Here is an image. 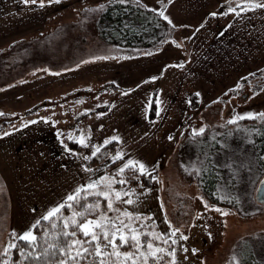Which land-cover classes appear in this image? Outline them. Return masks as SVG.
<instances>
[{"label":"rangeland","instance_id":"374dc122","mask_svg":"<svg viewBox=\"0 0 264 264\" xmlns=\"http://www.w3.org/2000/svg\"><path fill=\"white\" fill-rule=\"evenodd\" d=\"M44 5L47 15L38 3L0 0V133H8L0 135V252L9 242L10 229L17 232L26 229L31 219L42 215L45 208L72 191L81 179L86 183L90 177L106 171L119 179L114 170L120 166V159L113 162L110 157L102 158L91 167L94 172L85 171L88 160L83 156L90 154L92 148L84 146L83 154L70 151L69 132L84 133L89 139L87 126L97 118L96 114L117 108L121 103L124 109V103L133 96L132 91L148 80L145 85L152 84L149 77L160 74L164 62L181 58L177 49L181 42L168 40L156 49L142 52L123 51L108 43L97 26L101 10L85 11L89 1L53 0ZM26 10L31 14H20ZM40 16H44L43 21L39 20ZM27 18L33 22L29 24ZM92 55H110V58L90 60ZM137 57L144 60L142 77L141 62L131 65L132 58ZM82 59L86 63L81 64ZM71 69L80 70L68 73ZM105 70L109 73H104ZM61 72L65 75L59 74ZM130 88L132 91H128ZM248 111L264 112V75L253 77L213 104L204 106L199 101L198 108L189 105L179 134H172L174 146L170 147L168 156L155 165L157 180L150 179L151 186L147 188L135 189L132 204L120 202V209L141 214V222L145 221L149 227L147 233H165L164 238L171 236L164 218L166 213L172 225L188 236L183 240L177 233L173 237L175 244L171 239L168 241L167 247L176 249L177 264H229L233 254L242 264L246 259L264 264V205L255 198L264 169L253 152L249 136L242 129H235L237 125L245 128L247 124L255 127L264 120L245 117L236 124L227 123L234 113ZM45 117L49 119L46 121ZM202 125H206L205 132L193 138L192 128ZM230 128L235 129L234 133L225 137V130ZM208 136L220 147L215 146V142L210 144ZM200 137L207 139L204 154L197 153L193 146ZM97 144L100 143H92ZM69 152L71 154H67ZM68 156L74 161L64 165V174L60 172V165L56 176L51 175L50 163L61 161L63 157L69 159ZM208 157L217 168L221 192L236 188L243 195V211H257L255 215H244L234 208L211 203L198 183L191 179V173L182 167H190L195 162L201 169L203 159ZM76 165L80 166V173ZM145 189L151 191L145 192ZM161 200L164 208L160 206ZM204 201L215 204L227 214L207 208ZM137 226L141 231L145 229L142 224ZM164 238L148 236L162 247ZM193 248L197 251L193 252ZM162 255L163 264H168L171 258Z\"/></svg>","mask_w":264,"mask_h":264},{"label":"crops","instance_id":"0c3cea01","mask_svg":"<svg viewBox=\"0 0 264 264\" xmlns=\"http://www.w3.org/2000/svg\"><path fill=\"white\" fill-rule=\"evenodd\" d=\"M86 1H89V5L85 8L96 7L107 0ZM142 2L148 5L149 9H156L155 12L158 13L164 11L170 17L173 34L171 33L165 43L168 40L181 42L177 45L181 58L177 61L164 62V68L156 76L157 79L150 80L153 81L150 85H145L149 80L145 82L144 89L143 85L142 88H135L131 99L124 103L126 105L124 109L121 103L117 108L96 114L97 118H93L87 130L91 145L95 142L103 144L106 137L118 135L120 140L113 141L117 142V149L126 154L125 159L131 156L155 167L162 157L168 156L170 147L174 146L175 136L172 134L178 135L180 132L191 94L199 92L198 99L201 105L207 106L229 92L238 90L237 84L242 86L253 77L264 75V8L248 9L237 15L235 12H227V8L230 5L243 7L240 0H172L171 3H168V0H142ZM260 2L264 3V0ZM40 8L46 15L48 14L45 5ZM26 11L20 14L26 16L28 12L31 14V11ZM212 12L218 14L211 16ZM43 18L44 16H40L39 20ZM28 19L30 21L28 23L31 24L33 20ZM140 59L132 58L134 63L131 65L136 66L137 62H141L139 71L142 77L145 75V66L144 60ZM75 70L71 69L68 73L73 74ZM78 70L80 69L76 71ZM104 73L109 72L105 70ZM59 74L65 75V72ZM156 92L160 111L156 119L150 121L149 103ZM52 95L50 93V96ZM54 95L58 96L55 93ZM169 135L172 136L171 140L168 138ZM68 157L69 159L65 160L63 157L61 161L57 159L56 163L53 161L50 163L48 169L51 175L56 176L60 165L62 166L60 172L64 174V165L74 161ZM78 167L80 173V166ZM81 181L82 179L77 181L78 183L75 182L76 186L84 183ZM76 186L74 185V188ZM65 196L66 194L59 196L44 211ZM35 219L37 218L31 219L27 225L29 226Z\"/></svg>","mask_w":264,"mask_h":264},{"label":"snow or ice","instance_id":"6c2138e0","mask_svg":"<svg viewBox=\"0 0 264 264\" xmlns=\"http://www.w3.org/2000/svg\"><path fill=\"white\" fill-rule=\"evenodd\" d=\"M53 0H23L24 4H39L41 7L45 3H52ZM110 2H116V0H110ZM120 3H128L129 0H119ZM172 0H168L171 3ZM243 7L239 5L228 6L227 12H235L237 15L241 11L248 9L264 8V3L260 0H240ZM148 7V5H143ZM104 4H98L95 8H86V12H94L103 10ZM156 11V9H153ZM160 16L164 20L172 24V20L164 11L159 12ZM218 13L212 12L211 16H216ZM226 14V13H223ZM175 26V25H173ZM175 43V41H173ZM110 55L89 56L90 60L97 59H109ZM81 64L86 63L85 60L80 61ZM183 66L182 64L180 65ZM79 67V64L76 65ZM67 71V69H65ZM162 75V73H161ZM151 80H156V76L149 77ZM139 87V85H137ZM237 88L241 87L240 84L236 85ZM132 91V89H128ZM196 96H200L197 92ZM219 99V97L217 98ZM105 104L109 103L104 101ZM155 103L159 105V100ZM151 107V102L149 103ZM88 111V110H85ZM159 107L156 108L157 114H159ZM258 118L264 120V112H244L242 114L234 113L227 121V123L236 124V122L242 118ZM47 121V117L43 118ZM35 121H28V123H34ZM21 124V127H24ZM206 125H202L199 128H192L193 138L197 134H203L205 132ZM239 128V125H237ZM15 129H13L14 131ZM247 131V130H246ZM252 132H258V129H252ZM8 133H0V135H7ZM57 135L60 133L58 131ZM90 135V134H89ZM231 135V133H229ZM170 140L172 136L168 137ZM69 140H75L79 144L85 147H91L92 151L88 155H84L85 161L91 160L92 157L97 156L103 145H107L110 141L120 140L118 135L106 137L103 140V144L91 145L84 133L79 135H73L70 131L68 134ZM215 139V136H213ZM251 139V137H249ZM63 142V141H61ZM223 147V142L221 141ZM67 147V145H65ZM113 162L117 159L121 160V164L114 171L119 175L110 174L107 171L100 176L90 177L86 183H80L72 191H69L66 196L51 206L45 213L35 219L26 229L17 232L16 229H10L9 242L4 245L0 256V264H160L164 259L162 254H167L170 257L168 264H177L176 249L167 247L168 241L171 239L172 243L175 244L176 240L173 237L179 233L180 238L187 240L188 236L185 235L179 227L172 225V222L168 220L167 214L165 213V220L169 224L171 236H166L165 233L154 234L148 233L149 235L155 236L156 239H163L162 247L159 244H154L152 239H142L145 235L140 227L135 225L134 219H140L141 214L133 213L128 209H120L115 206L116 201H120L125 204L133 203V196L136 194L134 187H127L130 179L139 180L142 176L147 175L151 180H157L155 175V167L147 165L144 161L128 156L125 159L126 154L121 150L117 149L114 154H108ZM264 159V156L261 157ZM85 171L94 172L93 169L87 165L84 166ZM107 167V165H105ZM185 171L191 172L194 170L195 174H199L201 169L197 163L192 162L191 166H184ZM231 168V164L228 165ZM243 167V165H241ZM128 173L131 174L129 177ZM119 183L121 188H114L112 185ZM151 191L145 189V192ZM258 200L264 202V181L261 182V186L256 189ZM127 199H121L122 197ZM203 200V197H201ZM225 199V197H221ZM102 200L106 201V206L102 204ZM207 208H215L220 211L222 215H226V211L219 209L215 204H208L204 201ZM161 208H164V203L161 200ZM69 209L67 215L62 211L63 209ZM114 213V215H109ZM124 217L125 219H121ZM148 219V217H144ZM42 221L48 222V227H41V235H37L34 231L38 225H41ZM211 236V233H208ZM17 241H24L26 244L20 246ZM124 245H128V250H122ZM12 249H17L20 255V260H12ZM187 251V248H184ZM193 252L197 249L193 248ZM229 264H242L241 259L233 254Z\"/></svg>","mask_w":264,"mask_h":264},{"label":"trees","instance_id":"16d2710c","mask_svg":"<svg viewBox=\"0 0 264 264\" xmlns=\"http://www.w3.org/2000/svg\"><path fill=\"white\" fill-rule=\"evenodd\" d=\"M105 5V8L101 10V14L98 17L97 26L100 35L102 38L108 43L117 46L123 51H146L156 49L161 46L168 37L172 33L171 25L168 21L164 20L162 16L158 12H155L148 7H144L145 5L142 0H129L128 3H120L119 0L116 2H110V0L102 3ZM157 100V95L155 94L151 101L149 119L153 120L156 118L157 112L156 108L158 105L155 103ZM197 103V105H195ZM199 99L196 94H191L189 98V105L191 107L198 108ZM247 124V123H246ZM245 128L239 127V130L242 129L244 134L246 133L251 139L249 141L253 142V152L256 155L258 163L264 169V159H261L264 156V122H260L255 127L253 125H245ZM237 129V127L235 128ZM235 129L230 128V130H225V137L229 135V133H234ZM252 129H258V132H252ZM247 130V131H246ZM209 143L214 144V140L211 139V136H208ZM219 140V137H217ZM204 140L207 139L200 137V139L196 140L195 150L199 154H204ZM220 147L218 142H215V146ZM198 148H197V146ZM68 147L71 151H74L78 154H83L85 151V147L79 144L77 141L70 140L68 143ZM103 149L97 154V156L92 157L91 160L86 162V165L91 168L96 166L97 162L102 158H109L110 155L117 149V143L115 141H111L108 145L102 147ZM216 150H218L216 148ZM213 152V151H212ZM120 162V160H119ZM201 171L197 175L194 170L191 171L190 177L192 180H195L199 187L201 188L203 194L211 203H219L226 207H231L239 211L241 214L252 216L255 215L257 211L244 212V201L242 200V194L237 192L235 189L229 188L225 193L221 192V183L219 182L217 168L214 167L211 162V157L204 158L203 164L201 166ZM129 177L131 176L128 173ZM224 183V182H223ZM115 187L119 186V183H114ZM114 184L112 185L114 187ZM234 185V184H233ZM121 186V185H120ZM151 186V180L147 175L142 176L138 181L135 179H130L129 184L125 186L134 187L135 189H144ZM114 187V188H115ZM230 187V186H229ZM233 191V192H232ZM241 194V197H240ZM225 197V199H221V197ZM102 204L106 206V201L102 200ZM115 206L117 208L120 207V201L115 202ZM65 215L68 214L69 209L67 207L62 210ZM109 215H114V213H109ZM122 218V217H121ZM134 219L135 225L142 224L145 226L143 230L145 235L142 236V239H148L149 234L146 230L149 228L145 221L141 222L140 219ZM147 222V221H146ZM41 227H48L47 221H42L41 225H38L34 230L37 235H41ZM17 244L20 246H24L26 242L17 241ZM129 246L124 245L122 250H128ZM12 260L19 261L20 255L17 249H12ZM165 255H167L165 253ZM164 261L161 263L163 264ZM25 264H28L25 261ZM245 264H260L259 262L252 261L251 259H246Z\"/></svg>","mask_w":264,"mask_h":264},{"label":"water","instance_id":"95a60500","mask_svg":"<svg viewBox=\"0 0 264 264\" xmlns=\"http://www.w3.org/2000/svg\"><path fill=\"white\" fill-rule=\"evenodd\" d=\"M262 181H264V178L261 180V182H262ZM261 182L259 183L258 188L261 186ZM259 195H260V194L257 193V191H256V193H255L256 201H257L258 203L264 205V202H261V201L258 200V196H259Z\"/></svg>","mask_w":264,"mask_h":264}]
</instances>
